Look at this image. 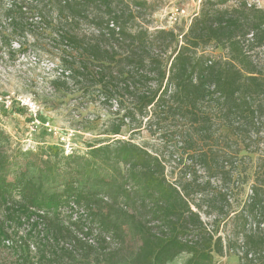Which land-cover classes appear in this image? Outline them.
Returning a JSON list of instances; mask_svg holds the SVG:
<instances>
[{
	"label": "trees",
	"instance_id": "1",
	"mask_svg": "<svg viewBox=\"0 0 264 264\" xmlns=\"http://www.w3.org/2000/svg\"><path fill=\"white\" fill-rule=\"evenodd\" d=\"M10 1L34 6L43 22L56 12L46 26L61 53L54 89L99 93L123 114L103 132L113 137L86 150L9 149L0 128V248L17 252L5 264H174L182 254L185 264H216L232 252L264 264V8L202 0L180 40L172 29L130 31L132 5L147 0ZM82 22L95 38L78 34ZM129 122L173 134L176 177L158 150L117 137ZM242 152L257 154L254 180L234 210L250 168ZM231 220L242 244L219 234ZM28 224L27 237L15 235Z\"/></svg>",
	"mask_w": 264,
	"mask_h": 264
},
{
	"label": "rangeland",
	"instance_id": "2",
	"mask_svg": "<svg viewBox=\"0 0 264 264\" xmlns=\"http://www.w3.org/2000/svg\"><path fill=\"white\" fill-rule=\"evenodd\" d=\"M201 1L147 0L149 4L147 9L132 5L131 10H134L138 17L129 23V25L134 24V27H130V31L140 27H146L150 31L159 28L172 29L182 40V35L187 32L192 18L200 10ZM238 1L230 0L226 6L233 7ZM246 1L264 8V0ZM7 14L13 20L8 19ZM51 17H56V12L51 8L48 18L43 22L40 14L30 4L24 3L21 8L19 4L11 7L10 0L0 3L2 31L0 34V128L9 137L7 141L9 149L22 147L27 150L35 149L40 145H62L67 151H71L72 148L86 150L88 144L113 137L103 132L111 120L123 114V111L119 115L115 114L118 111L116 102L112 107L103 104L101 102L103 97L99 93L83 95L81 91L73 92L72 85H68L71 91L54 89L52 81L61 71V53L51 30L46 27ZM77 32L80 36L84 35L91 39L95 38L99 31L93 23L82 22ZM9 42L11 47L7 45ZM261 51L263 54L260 53L256 60L264 71V47ZM222 52L221 48H218L214 49L213 54L221 55ZM167 132L158 131L153 135L143 125L139 127L137 122H129L117 137L131 139L154 151L158 150L166 158L168 174L176 177L179 169L175 168L176 155H172L175 139L173 134ZM250 136L252 138L247 142L254 146L257 143L254 139L255 134L252 133ZM261 144L263 145L264 142ZM241 154L250 158L245 160L249 162L250 168L247 170L243 190L234 198V210L240 209L251 192L257 157L256 153ZM212 182L216 184L214 177ZM215 216L216 213H212L203 215V218L212 223ZM220 224L219 234L224 241L232 238L237 240L238 244H242L243 239L237 222L231 220L224 226ZM27 231V227L24 226L18 230L15 228L13 232L16 236L25 237ZM77 235L82 240L86 239L80 232ZM87 240L95 244L97 236L94 235ZM16 256L17 252L0 248L1 264L14 261ZM239 256L234 252L223 257L216 256V264H240ZM187 258V254H182L174 264H185Z\"/></svg>",
	"mask_w": 264,
	"mask_h": 264
},
{
	"label": "built area",
	"instance_id": "3",
	"mask_svg": "<svg viewBox=\"0 0 264 264\" xmlns=\"http://www.w3.org/2000/svg\"><path fill=\"white\" fill-rule=\"evenodd\" d=\"M72 206L75 207L74 204H72ZM36 219H37V218H36L35 216H32L31 221L33 222V221L36 220ZM26 227L29 228V224L26 225ZM40 227H42V226H40ZM33 249H35V248H33Z\"/></svg>",
	"mask_w": 264,
	"mask_h": 264
}]
</instances>
